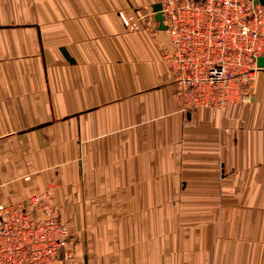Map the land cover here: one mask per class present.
<instances>
[{
    "label": "crops",
    "instance_id": "obj_1",
    "mask_svg": "<svg viewBox=\"0 0 264 264\" xmlns=\"http://www.w3.org/2000/svg\"><path fill=\"white\" fill-rule=\"evenodd\" d=\"M157 2L0 0V203L50 190L71 264H264V68L185 114Z\"/></svg>",
    "mask_w": 264,
    "mask_h": 264
},
{
    "label": "built area",
    "instance_id": "obj_2",
    "mask_svg": "<svg viewBox=\"0 0 264 264\" xmlns=\"http://www.w3.org/2000/svg\"><path fill=\"white\" fill-rule=\"evenodd\" d=\"M171 47L163 55L179 84L182 111L224 109L249 99L244 82L262 67L264 5L255 0H160ZM128 29L152 18L120 12ZM264 68V67H263ZM185 126L196 121L185 117ZM50 190L0 203V264H71L77 239Z\"/></svg>",
    "mask_w": 264,
    "mask_h": 264
},
{
    "label": "water",
    "instance_id": "obj_3",
    "mask_svg": "<svg viewBox=\"0 0 264 264\" xmlns=\"http://www.w3.org/2000/svg\"><path fill=\"white\" fill-rule=\"evenodd\" d=\"M255 3L256 4H262V5H264V0H255ZM152 8H153V12H154V14H155V19H156V21L158 22V24H159V29H166L167 27H166V25H165V23H164V14H163V11H162V4H161V2H157V3H154L153 5H152ZM258 65L260 66V67H264V57L262 56V57H260V58H258Z\"/></svg>",
    "mask_w": 264,
    "mask_h": 264
},
{
    "label": "rangeland",
    "instance_id": "obj_4",
    "mask_svg": "<svg viewBox=\"0 0 264 264\" xmlns=\"http://www.w3.org/2000/svg\"><path fill=\"white\" fill-rule=\"evenodd\" d=\"M140 14L143 15V13H140ZM254 77H255V74L251 73V74L248 75V73H247V76H246V79H245V82H244V87H243L245 89V92H247V93H251L252 92L253 85H254ZM263 197H264V195H263ZM248 200H250V199H248ZM262 202H264V198L262 199ZM246 213L249 214V216H251L253 218L254 210H247ZM255 213H256L255 217H257V211H255ZM105 228H108V225L105 226Z\"/></svg>",
    "mask_w": 264,
    "mask_h": 264
}]
</instances>
